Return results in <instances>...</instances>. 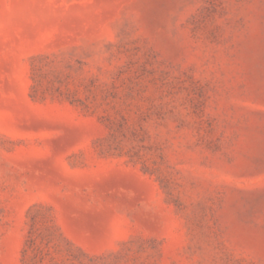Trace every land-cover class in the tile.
Listing matches in <instances>:
<instances>
[{"label": "rangeland", "instance_id": "obj_1", "mask_svg": "<svg viewBox=\"0 0 264 264\" xmlns=\"http://www.w3.org/2000/svg\"><path fill=\"white\" fill-rule=\"evenodd\" d=\"M0 264H264V0H0Z\"/></svg>", "mask_w": 264, "mask_h": 264}]
</instances>
